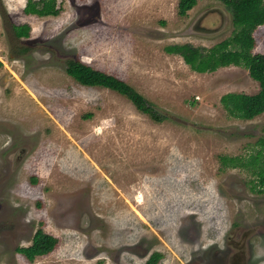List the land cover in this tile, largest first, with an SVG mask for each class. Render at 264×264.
Segmentation results:
<instances>
[{
    "label": "rangeland",
    "instance_id": "rangeland-1",
    "mask_svg": "<svg viewBox=\"0 0 264 264\" xmlns=\"http://www.w3.org/2000/svg\"><path fill=\"white\" fill-rule=\"evenodd\" d=\"M26 1L0 0V142H33L16 182L3 181L0 151V264H144L154 251L160 264H264V112L241 120L220 103L258 83L164 51L190 44L206 57L231 40L222 2L196 0L180 17L178 0H56L59 14L40 17ZM23 25L29 36L16 39ZM252 36L264 54V25ZM69 59L122 80L166 119L78 84ZM258 154L254 167L220 162ZM39 228L58 243L30 262L17 249Z\"/></svg>",
    "mask_w": 264,
    "mask_h": 264
},
{
    "label": "trees",
    "instance_id": "trees-1",
    "mask_svg": "<svg viewBox=\"0 0 264 264\" xmlns=\"http://www.w3.org/2000/svg\"><path fill=\"white\" fill-rule=\"evenodd\" d=\"M232 17V24L236 32L231 40L224 41L208 56H204L199 48L190 44H173L166 46L164 51L168 54L179 55L192 71L205 73L213 72L220 67L234 65L247 70L251 79L258 83L256 94L228 93L220 98L222 107L232 117L241 120H251L264 112V54L253 53L255 41L252 36L254 30L264 25V0H219ZM196 4V0H178L177 13L185 17ZM26 15L57 16L56 0H27L23 9ZM16 39L29 36V27L12 26ZM232 46V49L229 46ZM25 48L21 50L24 51ZM66 73L80 85L88 87H101L117 92L130 100L138 111L149 116L152 121L159 123L166 116L159 112L145 98L128 87L122 80L95 70L77 60H67ZM259 160V154L251 157L249 161L242 158H222L224 166L245 165L254 167ZM260 186L264 187V167L256 173ZM36 181H34L35 183ZM264 192V189L259 190ZM58 240L39 228L35 231L29 246L20 247L17 252L32 262L36 257L49 254L56 247ZM163 255L154 251L144 264H160Z\"/></svg>",
    "mask_w": 264,
    "mask_h": 264
},
{
    "label": "flooded vegetation",
    "instance_id": "flooded-vegetation-1",
    "mask_svg": "<svg viewBox=\"0 0 264 264\" xmlns=\"http://www.w3.org/2000/svg\"><path fill=\"white\" fill-rule=\"evenodd\" d=\"M66 66V63H65ZM9 133L7 130H0V134ZM11 138V141L0 142V151H4L3 159L5 160V165L7 168V173L3 178V181H12L16 178L18 173V168L22 161L28 156L29 150L31 149L33 142L31 143H18L15 138ZM10 138L8 140H10ZM30 145V146H29ZM16 146V147H15ZM2 157V154H1ZM16 158V160H15ZM258 164V163H257ZM1 165V164H0ZM4 171V168L2 169ZM18 179V177H17ZM15 180V182L17 181ZM35 181V179H34ZM147 260V259H146Z\"/></svg>",
    "mask_w": 264,
    "mask_h": 264
}]
</instances>
